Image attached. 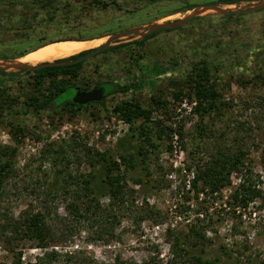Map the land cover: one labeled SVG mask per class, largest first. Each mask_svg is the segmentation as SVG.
<instances>
[{"label":"rangeland","instance_id":"obj_1","mask_svg":"<svg viewBox=\"0 0 264 264\" xmlns=\"http://www.w3.org/2000/svg\"><path fill=\"white\" fill-rule=\"evenodd\" d=\"M17 1L0 0L1 22H13ZM101 1L114 4L103 9L83 0H49L60 12L47 28H36L39 32L33 38L97 39L135 33L114 40L69 74L37 77L0 67L5 72H18L0 75V160L13 163L0 205V264H39L38 258L42 259L40 264H92L93 260L112 264L115 258L128 264L160 255L165 258V229L185 232L188 221L194 222L193 213L188 218L165 216L164 223L156 226L139 220V210L125 214L120 209L112 235L104 233L92 239L87 220L66 212V205L73 200L71 192L82 188L80 176L92 169L89 164L94 150H108L121 165L125 185L127 179L130 188L139 190L134 197L137 203L146 199L162 213L177 201L178 184L188 188L190 176L178 180V168L186 163L197 165L215 156L216 151L237 154L244 168L258 178L256 188L261 196L245 209L227 214L229 191L240 178L234 172L231 187L221 189L222 198H205L199 193L198 200L205 198L201 205L207 206L213 220L207 230L211 240L203 255L217 257L220 264H264V7H251L263 0H235L233 4L225 0ZM190 6L191 10L214 6L245 11L220 14L201 10L183 24L155 30L152 36L153 32L146 33L154 23L182 19L191 11L186 10ZM24 35L0 30V52ZM0 61L12 63L16 59ZM115 83L130 88L84 110L64 104L38 112L27 108L54 97L64 87L90 91ZM197 90L209 97L204 106L213 99L219 108L212 109L210 115L194 111ZM140 126L148 132V141L138 138ZM136 138L147 171L126 170L121 164ZM139 178L151 180L148 187L134 186L132 180ZM152 184L154 188H150ZM46 194L51 197L48 211ZM195 201L186 206H200ZM101 202L107 203L106 197ZM37 211L46 214L42 223L49 247H39L36 235L28 233L9 242L14 236L2 231L5 217L20 216L21 220L25 217L22 213ZM71 252L74 258L66 256Z\"/></svg>","mask_w":264,"mask_h":264},{"label":"trees","instance_id":"obj_2","mask_svg":"<svg viewBox=\"0 0 264 264\" xmlns=\"http://www.w3.org/2000/svg\"><path fill=\"white\" fill-rule=\"evenodd\" d=\"M92 3L93 5L99 6L103 9L108 8L114 2H102L101 0H83ZM226 4H233L235 0H225ZM69 3L66 4V6ZM17 7V9H16ZM50 6L49 0L46 1H23L18 0L15 2L13 15V22L10 24L9 20L7 22L0 21V30L7 32L16 31L19 34L23 35L19 40L14 42L15 44L10 45L5 50L0 52V60L8 59H18L26 55L30 51H34L43 45L62 40H87L91 38H82L80 36H74V38H62L57 40H50L49 38H42L41 40H36L33 37L39 32L36 28L41 30L47 28V25H51L57 14L60 12L58 6L52 8ZM193 7L190 6L186 10H191ZM43 10V15H39V11ZM46 13V15H44ZM69 16V12H67ZM168 31V29H166ZM29 32V33H26ZM155 33H151L150 36ZM98 39V38H97ZM33 41H35L33 43ZM33 43V44H31ZM31 44V45H30ZM9 51L7 54L6 52ZM89 50L81 52L77 55L70 56L65 59H59L57 62H71L77 58L88 53ZM82 62L68 65H49L43 67H37L34 69H21L23 73H33L35 76H55L59 73L69 74L73 70L77 69ZM18 72H5L0 70L1 76H13ZM99 86V85H98ZM97 87V86H96ZM72 88L79 89L77 86H70L61 88V90L54 96L50 97L47 100L37 103L33 102L28 105V110L35 112L51 109L54 107H59V105H70L77 107L79 109H86L88 106H78L73 104L70 100L66 99V93ZM130 85H121L115 83L114 85L109 86V91L104 96V99L114 93H125L129 90ZM80 90V89H79ZM209 97L203 93L202 90H197L196 92V105L194 111L201 112L207 115L211 114V110H217L219 106L218 103H215L212 99L207 106H204V102ZM103 99V100H104ZM98 104V103H97ZM171 130V128H170ZM198 132L202 134L204 131L202 127L198 128ZM136 135V134H135ZM143 136L148 141L149 136L148 132L144 130L143 126H140L138 138ZM130 148L129 153L126 155V160L121 158V164L126 166V170L131 168H136L139 171H147L146 160L144 159L145 155L143 154L139 140L136 138L133 141V144L128 146ZM128 148V149H129ZM95 156L91 158L90 166L92 169L80 176L82 188L79 190H74L71 192L73 195V200H71L66 205V212L74 218L87 220L88 226V236L92 239H96L100 235H112V229L114 224H116L119 217L118 212L120 209L124 211L123 213H133L134 210H139L142 212V215L138 218L139 220H149L154 225H162V219L172 216L173 214L188 218V216L193 213L195 215L194 222L188 221L187 228L185 232L172 230L167 227L165 229V243L167 244V254L163 259L160 256L150 257L148 260L143 262H132L128 264H220L217 257L215 258H206L204 257L206 245L210 243L211 238L207 234V230L211 227L213 222L212 218L208 216V208L201 205V202H205L207 196L216 198H222L221 189L226 187H231V173H236L240 175L239 182L236 187L230 189L228 194V201L226 202L229 206L225 211L227 214H235L238 210L237 208L245 209L250 201L256 197L261 196L260 191L256 188L258 185V178L253 174L249 168H244L241 158L237 154H224L223 152L216 151V155H212L207 160H200L197 165L194 164H184V167L178 168L176 173L178 174V180L185 181V178L190 176L187 186L185 184H178L175 187L176 191V202L168 208L167 213H162L154 205L149 204L146 199L137 203L135 200V195L139 194V190L130 188L126 179V185L124 176L121 175L120 164L114 160V157H111L108 153V150L104 152H98L94 150ZM13 170V163L10 160H0V205L1 198H3V184L4 181L9 177V173ZM144 175L143 177H145ZM186 176V177H185ZM134 186L138 188L148 187L151 180L146 178H139L137 180H132ZM153 184L154 181H153ZM151 185L150 188H154V185ZM66 193V192H65ZM199 193H202L205 198L199 199ZM67 194V193H66ZM192 194V195H191ZM63 198L67 196L62 194ZM106 197L107 203H102L101 198ZM208 197V198H209ZM51 197L49 194L45 195V208L48 211L47 203ZM192 199L196 200L197 204L200 206L192 207L186 206V203ZM139 204V205H138ZM221 209V208H219ZM220 213L221 211L218 210ZM24 218L18 220L12 216H7L3 220L2 231H9L11 237L9 242L16 240L18 236L22 233L25 235H36L39 239V247L45 248L49 247L45 234L43 233V223L42 220L46 215L44 211H37L34 214L22 213ZM203 216V217H202ZM201 217V218H200ZM235 227H231V230H235ZM7 231V232H8ZM212 231V230H210ZM17 236V237H16ZM99 239V238H98ZM225 248H223L224 250ZM224 254L228 255L227 252ZM54 253V252H53ZM71 254L66 255L68 258L71 257ZM44 256H48L44 254ZM42 259L38 258L39 264ZM37 264V262L35 263ZM82 264H86L83 262ZM92 264H98L93 260ZM112 264H127L120 262L119 258H115Z\"/></svg>","mask_w":264,"mask_h":264},{"label":"water","instance_id":"obj_3","mask_svg":"<svg viewBox=\"0 0 264 264\" xmlns=\"http://www.w3.org/2000/svg\"><path fill=\"white\" fill-rule=\"evenodd\" d=\"M252 9H260L262 7H264V0L260 3L257 4H253ZM207 9H211L214 10L220 14H237L240 12H243L245 10L242 9H237V10H225V9H221L218 7H214V6H201L200 8H195L193 10H191L189 12V14H187L186 16H184L182 19L174 21V22H166V23H154L151 25V27L147 30L146 33H151L155 30L158 29H163V28H171V27H175L178 26L180 24H183L185 22H187L188 20H190L191 18H193L194 16H197L201 10H207ZM132 33H135L134 31H128V32H122L119 34H115L112 36L107 37V40L92 49H89V52L84 54L83 56L77 58L74 61L71 62H57L58 60L54 61V62H47V63H42V64H38L36 66H28V65H23L20 63H16V62H12V63H8V62H2L0 61V67H4V68H14V69H34L37 67H43V66H49V65H59V66H63V65H68V64H75L78 62H82L85 60H88L94 56H96L97 54H99L100 52H102L103 50H105L108 46L111 45V43L120 38V37H124L126 35H130ZM145 33V34H146ZM144 35V34H143ZM44 46V45H43ZM65 59V58H64ZM109 91V87L106 84L103 85H99L98 87H96L93 90L90 91H81L79 89H75L72 88L71 90H68L66 93V99L70 100L73 104L78 105V106H87L91 103H100L103 101L104 96L106 95V93Z\"/></svg>","mask_w":264,"mask_h":264},{"label":"bare ground","instance_id":"obj_4","mask_svg":"<svg viewBox=\"0 0 264 264\" xmlns=\"http://www.w3.org/2000/svg\"><path fill=\"white\" fill-rule=\"evenodd\" d=\"M107 37H99L91 40H62L46 44L42 47L28 52L26 55L16 59V63L28 66H36L38 64L54 62L59 59L68 58L77 55L86 50L95 48L103 44Z\"/></svg>","mask_w":264,"mask_h":264},{"label":"flooded vegetation","instance_id":"obj_5","mask_svg":"<svg viewBox=\"0 0 264 264\" xmlns=\"http://www.w3.org/2000/svg\"><path fill=\"white\" fill-rule=\"evenodd\" d=\"M97 87H98V86H97ZM95 88H96V87H95ZM95 88H93V89H95ZM93 89H92V90H93ZM81 91H82V90H81Z\"/></svg>","mask_w":264,"mask_h":264}]
</instances>
